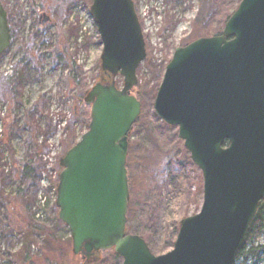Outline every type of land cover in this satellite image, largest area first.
<instances>
[{"label":"water","instance_id":"water-1","mask_svg":"<svg viewBox=\"0 0 264 264\" xmlns=\"http://www.w3.org/2000/svg\"><path fill=\"white\" fill-rule=\"evenodd\" d=\"M89 14L103 47L99 79L83 99L88 129L59 161L55 197L72 254L83 264L109 251L121 264H234L264 200V0H240L221 35L175 49L165 68L153 110L177 129L201 172L203 199L160 256L126 230L128 135L141 114L131 90L146 58L141 26L132 0H92ZM9 47L0 3V56Z\"/></svg>","mask_w":264,"mask_h":264},{"label":"rangeland","instance_id":"rangeland-1","mask_svg":"<svg viewBox=\"0 0 264 264\" xmlns=\"http://www.w3.org/2000/svg\"><path fill=\"white\" fill-rule=\"evenodd\" d=\"M132 1L146 58L131 90L141 114L128 135L126 229L160 256L173 249L180 222L199 213L203 183L177 129L155 115V97L175 49L221 32L239 0ZM0 2L11 16L0 56V264H83L57 217L54 187L61 157L87 131L83 99L99 74L92 0ZM115 83L121 89L123 78ZM26 164L37 179L25 178ZM263 248L260 237L234 264H264ZM98 264L121 263L109 251Z\"/></svg>","mask_w":264,"mask_h":264},{"label":"trees","instance_id":"trees-1","mask_svg":"<svg viewBox=\"0 0 264 264\" xmlns=\"http://www.w3.org/2000/svg\"><path fill=\"white\" fill-rule=\"evenodd\" d=\"M239 2H240V0H239ZM10 18H11L10 13L7 12L8 26H9V23H10ZM228 18H229V16L226 17V19L224 20L223 27H224V25H225V23H226ZM221 32L216 33L214 36H219L221 34ZM98 79H99V74H98V77H97L96 81ZM22 173H23V175L25 176L26 179L27 178L28 179H32V178L33 179H37V177L35 175V169H33L30 164H26V165H24L22 167ZM260 237L264 238V200L259 204V207L257 209L256 215H255V217H254V219H253V221H252V223H251V225L249 227V230H248V232H247V234L245 236V239H244V242L242 244V247H241L240 251L237 254L236 260H238L240 258H245L246 255L251 254L252 251H246L247 246L249 244H252L254 241L259 239ZM110 253L114 256L115 259L118 260L119 263H121V260L119 259V257H117L112 251H110Z\"/></svg>","mask_w":264,"mask_h":264}]
</instances>
